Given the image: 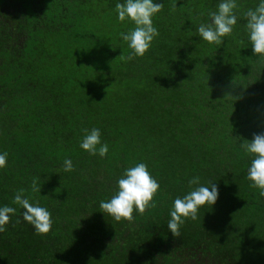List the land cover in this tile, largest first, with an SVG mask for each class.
Returning <instances> with one entry per match:
<instances>
[{
  "label": "trees",
  "instance_id": "trees-1",
  "mask_svg": "<svg viewBox=\"0 0 264 264\" xmlns=\"http://www.w3.org/2000/svg\"><path fill=\"white\" fill-rule=\"evenodd\" d=\"M116 2L0 0V207L16 209L0 230V264H264V197L240 143L264 133V58L243 15L258 0H236L222 44L196 32L219 0H160L159 35L130 60L119 34L135 25L117 19ZM92 128L108 144L103 157L79 146ZM138 162L159 189L116 221L100 201ZM194 176L219 196L174 237L172 202ZM20 190L51 212L47 233L23 219Z\"/></svg>",
  "mask_w": 264,
  "mask_h": 264
},
{
  "label": "clouds",
  "instance_id": "clouds-1",
  "mask_svg": "<svg viewBox=\"0 0 264 264\" xmlns=\"http://www.w3.org/2000/svg\"><path fill=\"white\" fill-rule=\"evenodd\" d=\"M163 3L160 0H117L115 10L117 19L121 22L130 20L135 26L127 32H121L120 38L127 43L131 52L127 59L142 57L150 49L152 41L159 35L153 24V16L161 11ZM236 0H219L215 11L208 13L209 20L202 22L196 28L200 40L209 44H222L223 38L230 35L237 23ZM246 18L247 40L251 45L252 53L258 58H264V0H258L255 8L248 9ZM226 95V94H225ZM225 97V96H224ZM223 97V98H224ZM241 147L250 155L246 178L251 182L250 187L258 189L259 195L264 197V133L254 134L251 140H244ZM80 148L90 155L105 156L108 144L101 142V132L98 128L86 130L80 142ZM7 152H0V168L6 166ZM64 171L70 172L74 165L71 159L63 161ZM117 189L107 200H101L100 212L111 216L114 220H131L133 212L142 213L153 203V197L159 189L157 179L151 175L147 164L138 162L124 170L116 181ZM190 191L183 196L176 197L172 202L168 229L173 236L179 235L180 225L185 218L196 219L201 206H213L218 199L219 192L216 184L209 181L201 184L199 177L194 176L188 181ZM195 186V187H193ZM32 190L40 192L36 181L32 182ZM20 190L13 197L23 211V219L28 222L36 233H47L52 227L51 212L39 205L30 202ZM15 208L7 205L0 207V230L10 220V214Z\"/></svg>",
  "mask_w": 264,
  "mask_h": 264
}]
</instances>
